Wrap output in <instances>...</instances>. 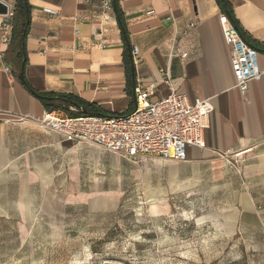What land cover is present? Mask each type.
<instances>
[{"label": "crops", "instance_id": "crops-1", "mask_svg": "<svg viewBox=\"0 0 264 264\" xmlns=\"http://www.w3.org/2000/svg\"><path fill=\"white\" fill-rule=\"evenodd\" d=\"M106 1L109 8L103 7ZM27 4L24 42L15 37L14 18L11 45L0 39V129L22 132L0 134L1 174L23 169L44 189L52 183L56 188L58 181L73 194L74 202L87 198L86 192L71 191L83 185L82 153L90 147L37 126L36 119L45 113L69 118L128 114L137 105L138 85L152 89V99L170 93L162 71L190 102L210 99L215 109L204 132V147H188L184 162L156 160L172 170L169 188L159 189L156 196L202 188V182L216 177L222 165L216 162L218 156L264 139V0H118L117 5L113 0H27ZM227 10L244 39L257 49L263 72L245 94L237 87L231 48L219 21ZM3 20L0 16V24ZM134 47L139 49L137 63ZM19 115L29 121L9 123ZM87 179L100 189V178L90 173ZM242 205L251 209L254 203L244 195Z\"/></svg>", "mask_w": 264, "mask_h": 264}, {"label": "rangeland", "instance_id": "rangeland-1", "mask_svg": "<svg viewBox=\"0 0 264 264\" xmlns=\"http://www.w3.org/2000/svg\"><path fill=\"white\" fill-rule=\"evenodd\" d=\"M216 162L209 185L156 196L169 188L168 164L135 165L90 147L83 185L71 191L89 194L79 202L58 181L44 189L23 169L0 173V264H264V139ZM154 198L164 201L158 214Z\"/></svg>", "mask_w": 264, "mask_h": 264}, {"label": "built area", "instance_id": "built-area-1", "mask_svg": "<svg viewBox=\"0 0 264 264\" xmlns=\"http://www.w3.org/2000/svg\"><path fill=\"white\" fill-rule=\"evenodd\" d=\"M8 14L0 24L1 42L12 43V19L15 17L17 0L3 1ZM109 8L110 2L103 3ZM154 11H149V14ZM56 14V13H54ZM219 21L226 43L232 52V69L237 87L245 94L252 81L263 74L259 67L258 51L243 37L240 30L227 14H221ZM133 60L140 59L139 49H132ZM187 58V53H180ZM3 57V53L0 54ZM10 72L9 67H5ZM162 82L170 87L167 96L152 99L154 91L138 85L135 89L137 105L125 115H91L69 118L45 113L36 119L39 125L75 144L87 145L113 153L132 163L148 159L166 162L187 160V148L204 147V132L209 127V118L214 111L210 99L196 98L192 103L185 94L176 91V83L167 71H162ZM29 121L19 115L11 122Z\"/></svg>", "mask_w": 264, "mask_h": 264}, {"label": "trees", "instance_id": "trees-1", "mask_svg": "<svg viewBox=\"0 0 264 264\" xmlns=\"http://www.w3.org/2000/svg\"><path fill=\"white\" fill-rule=\"evenodd\" d=\"M113 1L117 5L118 0H113ZM227 14L228 15L230 14L229 10H227ZM230 19L237 26V24L234 21L233 17L230 16ZM27 22H28V4H27V0H17L16 13H15V17H14V23H15L14 32H16V34H15L16 39H20L22 41V43L24 42V39H25L24 33L27 30ZM237 28L239 29L238 26H237ZM240 32H241V30H240ZM125 58L128 59L127 56ZM99 115H101V114H99Z\"/></svg>", "mask_w": 264, "mask_h": 264}, {"label": "bare ground", "instance_id": "bare-ground-1", "mask_svg": "<svg viewBox=\"0 0 264 264\" xmlns=\"http://www.w3.org/2000/svg\"><path fill=\"white\" fill-rule=\"evenodd\" d=\"M178 189H180V186H178ZM149 206H150V210L153 214H158L164 208V201L158 200L156 198L149 199Z\"/></svg>", "mask_w": 264, "mask_h": 264}, {"label": "water", "instance_id": "water-1", "mask_svg": "<svg viewBox=\"0 0 264 264\" xmlns=\"http://www.w3.org/2000/svg\"><path fill=\"white\" fill-rule=\"evenodd\" d=\"M8 14V6L0 0V16H5Z\"/></svg>", "mask_w": 264, "mask_h": 264}]
</instances>
